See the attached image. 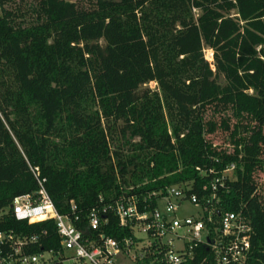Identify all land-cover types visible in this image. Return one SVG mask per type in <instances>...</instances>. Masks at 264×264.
Instances as JSON below:
<instances>
[{
  "label": "trees",
  "instance_id": "1",
  "mask_svg": "<svg viewBox=\"0 0 264 264\" xmlns=\"http://www.w3.org/2000/svg\"><path fill=\"white\" fill-rule=\"evenodd\" d=\"M263 163L264 0H0V233L45 231L42 247L59 246L53 222L12 215L37 180L59 213L73 202L85 216L130 188L198 193L197 168L235 164L222 196L233 211ZM258 200L246 212L255 250ZM107 219L105 236L127 234Z\"/></svg>",
  "mask_w": 264,
  "mask_h": 264
},
{
  "label": "built area",
  "instance_id": "2",
  "mask_svg": "<svg viewBox=\"0 0 264 264\" xmlns=\"http://www.w3.org/2000/svg\"><path fill=\"white\" fill-rule=\"evenodd\" d=\"M204 57L212 62L211 51ZM196 171L198 193L192 192L193 182L144 194L130 188L108 204L99 197L85 216L73 202L68 213H59L44 189L45 180H37L38 191L15 199L10 209L15 220L30 225L53 222L59 246L42 247L45 231L24 238L0 233V264H194L198 258V264H207L205 255L197 253L202 247L211 254V264H264V248L254 249L256 234L246 215L256 197L264 211V163L250 200L233 211L223 208L222 196L237 181L236 165ZM185 207L195 212L181 214ZM109 215L127 230L120 240L101 230Z\"/></svg>",
  "mask_w": 264,
  "mask_h": 264
},
{
  "label": "rangeland",
  "instance_id": "3",
  "mask_svg": "<svg viewBox=\"0 0 264 264\" xmlns=\"http://www.w3.org/2000/svg\"><path fill=\"white\" fill-rule=\"evenodd\" d=\"M206 51H204L205 53ZM207 56V54H206ZM208 57V56H207ZM209 58V57H208ZM209 63H211V61H209ZM146 88L150 89V90H155L156 89V84L155 83H150L148 84L147 86H145ZM181 214L185 213L186 215H191L195 212V209L193 208H188V207H185L183 208L181 211Z\"/></svg>",
  "mask_w": 264,
  "mask_h": 264
}]
</instances>
